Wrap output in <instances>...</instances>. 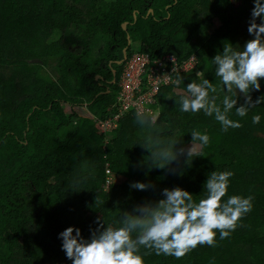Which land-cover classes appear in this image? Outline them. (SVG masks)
<instances>
[{
	"label": "trees",
	"instance_id": "obj_1",
	"mask_svg": "<svg viewBox=\"0 0 264 264\" xmlns=\"http://www.w3.org/2000/svg\"><path fill=\"white\" fill-rule=\"evenodd\" d=\"M251 7V0H0V264H71L57 238L66 227H79L85 238L97 217L116 227L123 211L158 198L164 187H182L198 201L206 174L225 169L233 176L222 199L253 197L251 212L230 237L217 235L215 247L198 245L179 259L152 253L144 264H264V103L243 118L233 110L241 126L223 133L213 118L181 113L169 99L198 82L197 71L216 84L211 58L223 43L242 46L252 38ZM128 36V58L141 52L152 59L173 55L182 64L197 59L193 69L180 71L179 87L163 89L149 106L158 126L182 144L192 130L209 135L202 156L182 174L148 171L149 153L134 145L146 130L134 113L123 115L108 135L102 132L100 122L118 114L125 61L117 62ZM10 66L24 79H5L2 71ZM258 95L253 92V99ZM255 114L261 115L258 124L252 123ZM107 165L122 183L107 184ZM76 181L79 192L70 190ZM134 181L156 188L130 189Z\"/></svg>",
	"mask_w": 264,
	"mask_h": 264
},
{
	"label": "clouds",
	"instance_id": "obj_2",
	"mask_svg": "<svg viewBox=\"0 0 264 264\" xmlns=\"http://www.w3.org/2000/svg\"><path fill=\"white\" fill-rule=\"evenodd\" d=\"M247 21V33L252 38L240 44L223 43L222 50L211 58L212 74L216 84L197 71V80L186 83L183 93L174 99L181 113L211 117L221 132L239 128V120L231 114L245 117L249 111L264 103V0H251ZM162 83L179 87L184 80L174 68L171 74L161 76ZM258 92L253 99L252 93ZM134 119L146 130L142 139L135 143L149 153L144 158L148 171L166 170L170 174H182V167H189L201 149L209 144L207 132L190 131V142L182 144L170 130L158 126V115L144 106H137ZM258 124L261 115L252 116ZM175 165V167H172ZM147 175V173H145ZM202 185L203 196L198 201L182 187H164L155 199H145L125 210L113 227L105 219L97 217L89 226L85 238L79 227L72 225L58 233L61 251L71 264H144L143 257L155 255L179 259L198 245L215 247L219 240L229 238L241 219L251 212V195L227 196L231 170L208 172ZM130 189L155 190L156 186L141 181L130 182ZM71 191L79 192L80 182H74ZM97 202V200H96ZM144 250L143 253L141 250Z\"/></svg>",
	"mask_w": 264,
	"mask_h": 264
},
{
	"label": "built area",
	"instance_id": "obj_3",
	"mask_svg": "<svg viewBox=\"0 0 264 264\" xmlns=\"http://www.w3.org/2000/svg\"><path fill=\"white\" fill-rule=\"evenodd\" d=\"M197 59L195 56L183 64L173 55H166L161 58L152 59L147 53L136 52L125 59V68L119 81L120 92L114 109L118 114L100 122L102 132L107 135L117 127V122L126 113H135L137 106H149L155 104L160 92L173 86L171 83H162L161 76L171 74L172 68L176 71L188 72L195 67ZM159 114V113H158ZM107 137V141H109ZM108 176L107 184L112 171L109 165L106 166Z\"/></svg>",
	"mask_w": 264,
	"mask_h": 264
},
{
	"label": "rangeland",
	"instance_id": "obj_4",
	"mask_svg": "<svg viewBox=\"0 0 264 264\" xmlns=\"http://www.w3.org/2000/svg\"><path fill=\"white\" fill-rule=\"evenodd\" d=\"M101 47H103V43L102 42H99L97 47H96V52L98 49H100ZM12 66L8 67L5 69V71H2V75L5 79H8L10 77H15V80H21V79H24V77L22 75H19L17 73H15L13 70H12ZM71 112V111H69ZM76 112H78L80 115H84V114H87L85 110L83 109H76ZM112 177H110V180L109 182L111 184L115 183V184H120L123 182L124 178L120 177V176H117L116 174H113L112 172ZM106 185L104 186V188L106 189Z\"/></svg>",
	"mask_w": 264,
	"mask_h": 264
},
{
	"label": "water",
	"instance_id": "obj_5",
	"mask_svg": "<svg viewBox=\"0 0 264 264\" xmlns=\"http://www.w3.org/2000/svg\"><path fill=\"white\" fill-rule=\"evenodd\" d=\"M149 13H150V14L153 13V10H150ZM136 15H137V14H135V19H136ZM147 16H149V14H148ZM127 25H128V23H124V24H123V29H124L125 31L127 30ZM128 40H129V45H128V47L124 50V52H123V54H124V58H123L122 61L117 62L119 65L123 64L124 61H125V59L127 58V51H128V48H129V46H130V44H131L130 36H128ZM113 75H114V79H113V81H112V84H115V83H116V71H115V70H113ZM99 78H100V77L98 76L97 79H99Z\"/></svg>",
	"mask_w": 264,
	"mask_h": 264
}]
</instances>
